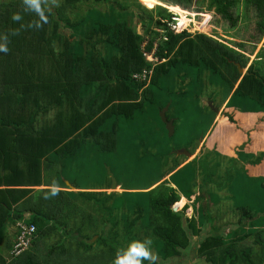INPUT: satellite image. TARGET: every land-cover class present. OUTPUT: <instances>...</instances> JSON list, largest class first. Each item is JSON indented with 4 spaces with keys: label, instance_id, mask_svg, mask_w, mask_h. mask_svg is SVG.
<instances>
[{
    "label": "trees",
    "instance_id": "1",
    "mask_svg": "<svg viewBox=\"0 0 264 264\" xmlns=\"http://www.w3.org/2000/svg\"><path fill=\"white\" fill-rule=\"evenodd\" d=\"M163 1L193 12L205 23L213 9L215 22L228 29L226 32L242 19L243 34L237 44L240 48L234 49L207 33H191L187 28L178 31L177 16L161 5L156 11L142 5L127 9L138 20L135 23L143 26L139 33L125 22H102L99 15L95 21L88 14L70 19V14L79 10L78 3L99 5L110 0H61L55 14L45 0H41L39 12L24 0H0V45L8 48L7 53L0 52V241L9 223L16 230V222L26 220L36 229L26 251L16 257L9 251V264H53L54 260L62 264L66 260L67 264H113L118 252L132 242L145 240H151L150 251L165 262L179 257L191 237H198L210 219L200 204L208 196L201 185L195 197L182 193L193 200V204L188 202L194 213L186 218L183 210L173 209L180 195L162 177L143 188L146 190L120 193L105 191L111 184L106 173L101 179L103 186L97 188L83 189L74 179L70 184L77 191L57 189L58 194L51 196L53 187L34 189L40 185L64 187L58 176H46L56 177L58 185L43 184L44 170L58 167L60 157L73 156L89 140L102 150H114L115 126L120 124V118L131 119L145 103L155 104L158 91L166 89L169 79L179 82L172 97L187 96L196 88V79L190 77L194 69L206 72L209 79L217 76L227 85L228 96L221 102L229 97L226 107L236 96L251 100L252 106L264 111V47L258 51V58L249 62L256 45L262 41L264 46V0H210L205 10L199 6L200 0ZM242 1L241 15L238 5ZM109 4L114 10L118 6ZM15 15L20 19L14 20ZM78 44L83 49L81 54ZM153 49L155 59L147 60L144 53ZM248 63L241 74L238 65L245 68ZM143 69L152 70L149 78L135 79L133 75ZM86 86L105 93L104 99L96 106L92 102L87 111L80 99V91ZM173 100L169 97L158 110L167 102L170 108ZM165 116L171 119L166 113ZM248 144L249 141L244 143ZM262 160L257 158L250 164ZM188 164L178 168L175 159L164 176L171 177ZM217 168L203 173L206 184L215 183L220 172ZM219 178L216 193L227 176L220 174ZM247 214L243 212L244 223L240 220L231 233L225 235L211 228L195 241L197 257L208 264H264V227L253 226L258 216ZM95 235L96 241L90 242ZM43 238L53 240L47 254H62L65 258L42 262L36 254L43 247ZM1 257L3 264H8L2 254ZM158 259L155 264H160ZM142 264L150 262L144 260Z\"/></svg>",
    "mask_w": 264,
    "mask_h": 264
},
{
    "label": "rangeland",
    "instance_id": "2",
    "mask_svg": "<svg viewBox=\"0 0 264 264\" xmlns=\"http://www.w3.org/2000/svg\"><path fill=\"white\" fill-rule=\"evenodd\" d=\"M45 1H47V8L55 14L58 1L61 2V0ZM110 1L116 3L117 8L120 7L126 10H117V8L114 10L110 7L109 3L111 2L99 3V5L93 2L83 3L82 5L78 3L76 7L79 10L70 14V19H74L75 15L78 18L81 15L86 16L88 14L89 19L95 21V16L99 15L102 22H125L135 28L137 32L142 33L143 26L139 22L135 23V20H138L130 13L131 10L127 9H137L139 5H142L156 11L157 5H161L167 7L169 11L177 16L178 23H176V26L178 31L187 28L191 33H207L234 49L240 48L237 44L241 42L243 34L241 31L244 26L242 19L237 27L226 32L228 29L221 28L215 22L213 9L210 12L212 17L210 15L209 21L205 23L201 21V17L196 18L193 12L169 5L163 0ZM209 1L200 0V8L205 10ZM238 6L239 13L242 15L244 12L243 1ZM69 8L71 7H68L67 10L70 12ZM258 46L256 45L257 49ZM98 47L100 48L101 45ZM262 48L259 49L260 52ZM256 50L250 55L249 62L254 58H258L259 54ZM77 51L78 54L83 51L80 44L77 45ZM262 51L264 52V48ZM248 65L249 63L243 68L242 72L245 73ZM195 70L197 69L190 70V72H193L190 73V77L196 79L194 81L196 88L191 89L187 96L182 95L180 97L177 95L176 98L172 97L175 96L174 92L178 88L179 82L176 79L174 83L169 79L166 89L158 91L159 97L156 99L155 104L145 103L131 119L120 118V124L115 126L117 144L114 150H102L89 140L88 143L86 142L83 145L80 152L78 151L70 159L65 160V163L71 164L70 169H65L63 165V170L61 168L52 170V172L59 173L55 176H58L57 179L64 187H69L70 182L76 179L78 186L97 188L104 184L101 183L102 175L111 172L117 183L120 184L117 189H106L107 193L111 191L120 193L123 190H146L143 188L148 187L162 177L161 180L173 186L180 195L179 201L173 204V209L175 211L183 210L186 218L194 213V207L188 202L190 201L193 204V200L188 199L182 193L195 197V194L198 195L199 193L198 186L201 185L210 200L205 195L206 199L202 200L203 203L200 204L205 210L204 214L210 219L205 221L206 223L198 237H191L189 246L182 251L179 257H171L165 262L157 257L160 264H208L197 257L196 251L193 249L195 241H200L212 229L224 232L225 235L231 233L237 227L245 211L248 213L247 215L258 216L253 226L256 228L264 227V111L261 108L258 111L257 105L252 106V101L249 99L244 101L233 96L231 102L220 113L221 106H223L221 102L228 96L227 85L217 76H211L212 78L209 79L206 72L202 71L201 74L195 72ZM190 77L188 80H190ZM202 79L203 83L200 82ZM94 94L95 92L87 90L83 92L82 98L85 101L91 99ZM197 94L198 97H196ZM169 97L174 100L170 108L169 102L166 103L165 106H168L166 114L172 120L177 118L171 136H169L165 123L160 116V112L165 106L158 110L160 103L166 102ZM228 99L225 101H228ZM219 105L220 107H218ZM216 107H218L217 112L215 111ZM216 113L217 116H215ZM215 117L217 118L215 119ZM256 118L261 120L258 127L255 123ZM165 129L167 132H165ZM251 134L254 137H251ZM248 141L249 144L244 145ZM189 150L193 151L190 153L191 155H185L184 152H190ZM257 158H263V160L259 164H250L251 161ZM59 159L64 160L65 158L60 157ZM175 159L179 162L178 168L187 163L189 164L171 177L169 174L164 176L170 170L172 161ZM214 168H217L216 171H220L217 173L215 183L208 182L206 184L205 179L203 180V173H209ZM224 169L227 172L223 171ZM50 171L48 172L50 173ZM220 174L222 177L227 176V180H222L223 187L217 191V195L214 190L221 184L219 182L221 180L219 178ZM233 181H235L234 184H232ZM121 186L124 189H121ZM207 188L208 190H206ZM185 205L188 208H183ZM210 215H212V219ZM209 220L210 223H208ZM244 221L245 219L241 220L243 223ZM246 226H248L247 223ZM95 236L89 241H96L97 235ZM52 241V239L47 241L43 238V248L48 249ZM151 252L156 256L153 250Z\"/></svg>",
    "mask_w": 264,
    "mask_h": 264
},
{
    "label": "crops",
    "instance_id": "3",
    "mask_svg": "<svg viewBox=\"0 0 264 264\" xmlns=\"http://www.w3.org/2000/svg\"><path fill=\"white\" fill-rule=\"evenodd\" d=\"M63 32H65V31H63ZM258 45L259 46L261 45V46L259 47ZM257 46H258V49L256 47V49H257V50L255 49L256 52H258L261 47H264L263 44H262V41L259 44H257ZM87 90L89 92H95V89H91L88 86H86V87H84V88L81 89V91H80L81 92L80 99H82L83 108H84L85 111H87L88 107H90V105H91L92 102H94L93 104L96 106V105H98L100 103L101 100L104 99V96H105V93H103V92H100V93L95 92V94L93 96H91V99H88V100H85L84 101L83 98H82L83 92L84 91H87ZM85 97H87V95H85ZM225 105H226V101L223 103V106H221L222 109L220 110V113L223 111V108L225 107ZM218 107H220V105ZM218 107H216L217 110H218ZM216 116H217V113H216ZM216 118L217 117H215V119ZM259 122H261V120L259 118H256L255 123L257 124V127L260 125ZM250 136L251 137H254V135H252V134ZM202 145H204V144H202ZM81 150H82V148L79 150V152ZM76 153H74V155ZM71 157H72L71 155L66 156V157H62V158H65V159L64 160L62 159L63 160V163L59 165L60 167H56L57 170L60 169V168L63 170V165H64L65 169H70L71 168V164L65 163V160H68ZM50 165L52 166L51 163H50ZM54 169H55V167L52 166V169H51L50 173L48 172L47 169L44 170V172H43L44 173L43 184H54V185H58V180L57 179H55V178H47L46 177V176H55V175H58L59 173L52 172V170H54ZM0 174H3L2 171L0 172ZM46 187H53V188L60 189V190H64V191H67V190L77 191L72 185H70L68 188L67 187H61V186L58 187V186H47V185L45 186V185H40V186H34V189L37 191L39 189L46 188ZM82 188L84 189V187H82ZM25 218H28V214H26ZM13 225L14 224L9 223V226L7 227V229L4 231V233H2L3 234V237H2L3 239L0 241V264H3L4 263L3 262V259L1 257V254L3 255L4 259L6 260L5 262L9 264V258H8L9 251L11 249V246L13 244V241H14V238H15V234H16V230H15V228H14ZM45 251L46 250L42 247V248L37 249V254H36V256H40V257H38L39 259L42 258L41 261L44 262V263L45 262L48 263L52 259H60L61 258V260H62V258H65V255H62V254H54L53 255L51 253L50 254H47V252H45ZM58 251H60V250H57V252ZM57 252H55V253H57ZM66 261H64L65 262L64 264H67ZM56 262H58L57 264H62L60 260H57V261L54 260L53 264H55Z\"/></svg>",
    "mask_w": 264,
    "mask_h": 264
},
{
    "label": "clouds",
    "instance_id": "4",
    "mask_svg": "<svg viewBox=\"0 0 264 264\" xmlns=\"http://www.w3.org/2000/svg\"><path fill=\"white\" fill-rule=\"evenodd\" d=\"M26 4H28L32 9L36 11H41L40 4L41 0H24ZM14 20H19L20 16H13ZM46 21V18H45ZM0 52H8V48L4 45H0ZM58 191L56 188L51 190L50 195L56 196ZM151 244V240L135 241L132 242L126 250H122L117 253L113 264H142V261L147 260L150 264H155L157 257L152 254L150 251L149 245Z\"/></svg>",
    "mask_w": 264,
    "mask_h": 264
},
{
    "label": "built area",
    "instance_id": "5",
    "mask_svg": "<svg viewBox=\"0 0 264 264\" xmlns=\"http://www.w3.org/2000/svg\"><path fill=\"white\" fill-rule=\"evenodd\" d=\"M154 50L151 52H145L144 55L147 60H153ZM152 70L143 69L141 72L135 73L133 77L137 80H147L151 75ZM35 226L26 220H19L16 222V234L13 244L10 249V254L14 257L19 256L26 251L31 244V241L35 234Z\"/></svg>",
    "mask_w": 264,
    "mask_h": 264
},
{
    "label": "water",
    "instance_id": "6",
    "mask_svg": "<svg viewBox=\"0 0 264 264\" xmlns=\"http://www.w3.org/2000/svg\"><path fill=\"white\" fill-rule=\"evenodd\" d=\"M238 70H239L240 73H242V74L244 73V72H242L243 68H241L239 65H238ZM167 109H168V106H165L163 108V110H161L160 116H161L162 121L165 123V126H166V129H167L168 133H169V136H171L173 134V132H174V125H173V120L172 119H167L166 116H165V113H166ZM215 111L217 112L218 110L215 109ZM184 153L187 156L191 155L190 152H188V151H185ZM108 171H109V168H108ZM108 175H109V177L111 179L110 190L117 189L119 187V185L117 184V181H116L114 175L111 172H108ZM111 192H114V191H111Z\"/></svg>",
    "mask_w": 264,
    "mask_h": 264
}]
</instances>
